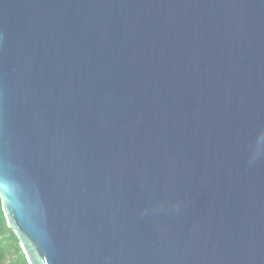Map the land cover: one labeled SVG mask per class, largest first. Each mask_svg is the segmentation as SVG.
Segmentation results:
<instances>
[{
    "label": "water",
    "instance_id": "1",
    "mask_svg": "<svg viewBox=\"0 0 264 264\" xmlns=\"http://www.w3.org/2000/svg\"><path fill=\"white\" fill-rule=\"evenodd\" d=\"M0 202L28 264H264V0H0Z\"/></svg>",
    "mask_w": 264,
    "mask_h": 264
},
{
    "label": "trees",
    "instance_id": "2",
    "mask_svg": "<svg viewBox=\"0 0 264 264\" xmlns=\"http://www.w3.org/2000/svg\"><path fill=\"white\" fill-rule=\"evenodd\" d=\"M0 264H28L13 231L7 226L0 202Z\"/></svg>",
    "mask_w": 264,
    "mask_h": 264
}]
</instances>
